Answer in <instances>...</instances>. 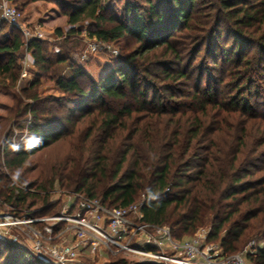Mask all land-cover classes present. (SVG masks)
Wrapping results in <instances>:
<instances>
[{
    "label": "trees",
    "instance_id": "trees-1",
    "mask_svg": "<svg viewBox=\"0 0 264 264\" xmlns=\"http://www.w3.org/2000/svg\"><path fill=\"white\" fill-rule=\"evenodd\" d=\"M103 1L77 0L70 11L62 10L70 28L64 34L56 27L55 34L77 36L75 23L91 18L88 35L99 41L115 42L128 33L144 52L162 46L161 52L132 66L134 54L113 55L99 66L97 81L83 85L86 66L73 65L61 53L47 55L40 38L26 40L33 64L62 96L47 99L33 91L27 101L17 99L10 115L29 114L32 124L16 151L5 144L4 166L19 168L37 149L72 133L74 124L64 132V122H87L71 151L49 168L39 166L32 180L20 177L13 184L0 173V199L16 208H37V202L45 208L58 186L107 206L139 200L142 219L167 225L173 237L207 227L206 239L217 242L222 255L261 241L247 257L264 264V0H210L199 14L197 0H144L142 11L125 2L120 16H106ZM56 3L61 8L64 2ZM222 31L224 45L232 42L220 56L213 37ZM23 43L21 31L10 25L0 40L1 85L16 82L15 55ZM253 47L257 53H249ZM201 51L213 66L221 64L220 74L204 77ZM66 61L71 73L57 74L53 65ZM51 101L70 103L68 114L49 118L56 109L42 105ZM113 263L162 264L123 258ZM0 264L51 263L0 239Z\"/></svg>",
    "mask_w": 264,
    "mask_h": 264
},
{
    "label": "rangeland",
    "instance_id": "rangeland-1",
    "mask_svg": "<svg viewBox=\"0 0 264 264\" xmlns=\"http://www.w3.org/2000/svg\"><path fill=\"white\" fill-rule=\"evenodd\" d=\"M8 3L15 6L19 12L21 13V22L27 27L33 28L38 27L42 31V36L40 39L43 41V46L45 48V53L49 56H53L56 53H61L67 56L68 60L73 63V65H84L86 66V76L80 77L79 81L81 84H86L89 78L97 81L100 76L99 66L103 63H110L111 56H116V58H125V56L129 54H134L135 57L133 61H131V66L133 64H138L142 61V57L146 55H156L161 52L162 46L151 47L149 51L144 52V48L140 41L136 39L132 34H125L119 40L115 42H103L97 40L95 37H91L88 35L89 28L94 23L91 18H83L82 20L75 23V28L79 29V33L77 36L63 38V36H59L55 34V28L59 27L62 33H66L69 30L70 26L67 23V15L63 12L70 11L73 7V4H77V0H63L64 3H61L60 6L57 5L56 0H7ZM62 1V0H60ZM248 2H254L252 0H246ZM125 2H129L133 5H136L140 11L143 10L147 6L144 0H105L102 4L105 6L106 10L104 14L108 16L109 14H115L120 16L123 12V5ZM210 2V0H197L194 4L198 7V11L196 14L203 13L206 11V3ZM64 10V11H62ZM198 21V20H197ZM196 21V22H197ZM0 40L8 34V30L10 25L1 18V10H0ZM184 29L176 31L171 36V39H174L180 35H182ZM215 42L218 43L217 46L221 49L219 55L223 56L222 48H228L231 44L232 40L228 41V44L224 45V31L220 34V37H213ZM24 43L21 45L20 49L17 51L15 55L16 63L18 64V78L14 85H10L9 81H5L3 85L0 84V173L4 174L6 178L3 180H11L13 184H19L20 177L22 180L29 181L32 180L37 174L39 166L43 165L45 168H49L54 161H58L64 158L69 151H71L72 146L78 140L77 134L79 130H81L85 124L86 120L81 118V122H74L75 115L72 117V121L63 125V131H67L72 129L73 131L69 134H61L58 138H56L52 143L46 145L45 147L37 149L35 152L30 154L23 164V166L19 168L9 169L4 166V161L6 157L4 156V146L5 144H9V148L12 151H16L18 144L24 140V138L28 135L27 128L32 124V119L29 114L24 115L21 118L13 119L12 115H10L12 109H16V101L17 99L22 100L23 102L28 99L25 97L27 93L36 91L40 97L44 98H59L62 96V93L54 86L53 81L48 80L45 77H42V73L35 67L33 64V58L30 51L26 48L25 43L26 39L23 37ZM145 44H152L151 41L144 40ZM251 52H256V48H251ZM257 53V52H256ZM259 53V52H258ZM203 52L201 51L198 54V60L204 62L203 72L204 77L208 76V74H212V76H217L222 72L223 68L219 63L218 66H213L212 61L208 58H204ZM168 56V55H167ZM202 57V58H200ZM205 59V60H203ZM67 60V61H68ZM63 62L60 64L53 65V68L56 70L57 74H65L68 75L71 73V68L68 66V62ZM219 62V61H218ZM223 64V63H222ZM213 68V69H212ZM217 68V69H216ZM33 85V83H35ZM25 91V92H24ZM251 100V99H250ZM44 108H52V110L56 109L54 112L48 113V117L56 116L60 114L61 116H65L68 114V107H71L70 103H65L64 107H60L56 105L54 102H46L42 105ZM260 110H264L259 107ZM77 112V111H76ZM58 113V114H57ZM83 120V121H82ZM85 120V121H84ZM68 191V190H67ZM52 198V199H51ZM61 195L57 192H50L49 200L51 201L50 205H41L40 202H37V213L39 214H53L58 209L59 199ZM59 200V201H58ZM5 204L8 206L5 202ZM3 204L0 205L2 208H7V206ZM42 206V207H41ZM36 208V209H37ZM42 208V209H41ZM42 210L41 212H39ZM43 222L38 223L36 225L37 229L43 226ZM47 224V223H46ZM61 225V226H60ZM64 224H57L58 227H62ZM56 227V226H55ZM56 228V230H57ZM207 227H203L201 229H206ZM200 229V230H201ZM198 230V231H200ZM18 231L14 228H9L6 236L12 234H21L17 233ZM58 232V231H57ZM56 232V233H57ZM54 234V233H53ZM196 234V233H195ZM194 234V235H195ZM43 235V234H42ZM47 235V232H45ZM56 235V234H54ZM53 235V236H54ZM71 236V228L70 231L68 229V234L66 238ZM193 236V235H192ZM58 239V238H55ZM5 241V240H4ZM28 246H30V240H24ZM8 242V241H7ZM257 244H261V241H254L253 247ZM250 245L245 244L240 250L244 247L246 249L249 248ZM239 250V251H240ZM238 252V251H237ZM106 254V253H105ZM123 258L128 263L134 262H146L142 261L139 257L131 254H124L122 252L109 253L102 256V259L98 260L96 258H86V261L89 264H115L117 260ZM247 261H250L246 255ZM42 260V259H38ZM44 261V260H42Z\"/></svg>",
    "mask_w": 264,
    "mask_h": 264
},
{
    "label": "built area",
    "instance_id": "built-area-1",
    "mask_svg": "<svg viewBox=\"0 0 264 264\" xmlns=\"http://www.w3.org/2000/svg\"><path fill=\"white\" fill-rule=\"evenodd\" d=\"M0 10L1 18L17 27L26 40L42 36L37 26L30 28L21 22V13L7 0H0ZM54 191L61 198L53 214H39L38 208L7 206L0 199V205L7 206L0 207V239L27 248L33 257L51 264H89L86 258L100 260L118 251L133 254L142 261L162 264H251L246 255L260 246L253 247L251 240L248 249L244 247L222 255L218 243L206 239L207 229L193 236L176 238L167 225L144 221L139 200L127 206H107L99 198L78 191L58 186L50 192ZM41 222L43 226L37 229L36 225ZM57 224L64 225L57 228ZM11 227L24 235L6 236ZM70 228L71 236L66 238ZM24 240H30V246Z\"/></svg>",
    "mask_w": 264,
    "mask_h": 264
}]
</instances>
